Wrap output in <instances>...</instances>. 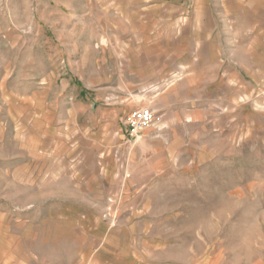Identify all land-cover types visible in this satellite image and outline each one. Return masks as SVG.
Here are the masks:
<instances>
[{"label":"rangeland","instance_id":"1","mask_svg":"<svg viewBox=\"0 0 264 264\" xmlns=\"http://www.w3.org/2000/svg\"><path fill=\"white\" fill-rule=\"evenodd\" d=\"M210 2L219 49L201 59L219 79L183 106L166 172L134 191L84 184L58 146L73 103L150 95L117 92L110 0H0V264H264V0Z\"/></svg>","mask_w":264,"mask_h":264},{"label":"crops","instance_id":"2","mask_svg":"<svg viewBox=\"0 0 264 264\" xmlns=\"http://www.w3.org/2000/svg\"><path fill=\"white\" fill-rule=\"evenodd\" d=\"M110 3L102 12L112 14L111 26L122 36L113 37L107 44L119 52L115 56L127 62L118 72L125 79L117 92L146 91L150 95L134 106L84 102L82 114L73 103L68 119L59 120L58 146L64 152V171L81 176L84 184L94 183L101 190L137 191L151 187L175 159V147L181 146L186 135L176 138L173 131L191 121L186 119L190 111L183 106H196L204 102L205 94H212L205 89L211 86L208 81L219 79L217 63L213 60V67H209L210 57L204 65L201 56L217 55L219 34L210 0ZM161 85L165 90L152 95L150 90ZM142 108L151 109L159 120L144 129L135 142L129 141L124 118ZM191 115L196 116V111Z\"/></svg>","mask_w":264,"mask_h":264},{"label":"built area","instance_id":"3","mask_svg":"<svg viewBox=\"0 0 264 264\" xmlns=\"http://www.w3.org/2000/svg\"><path fill=\"white\" fill-rule=\"evenodd\" d=\"M155 121L154 113L148 109L135 110L124 118L123 125L129 141L135 142L140 137V133L148 128Z\"/></svg>","mask_w":264,"mask_h":264}]
</instances>
